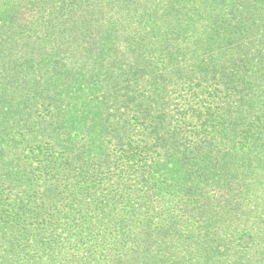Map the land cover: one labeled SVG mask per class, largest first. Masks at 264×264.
<instances>
[{
    "label": "trees",
    "instance_id": "obj_1",
    "mask_svg": "<svg viewBox=\"0 0 264 264\" xmlns=\"http://www.w3.org/2000/svg\"><path fill=\"white\" fill-rule=\"evenodd\" d=\"M0 264H264V0H0Z\"/></svg>",
    "mask_w": 264,
    "mask_h": 264
},
{
    "label": "rangeland",
    "instance_id": "obj_2",
    "mask_svg": "<svg viewBox=\"0 0 264 264\" xmlns=\"http://www.w3.org/2000/svg\"><path fill=\"white\" fill-rule=\"evenodd\" d=\"M55 4H56L55 2H54V3H51L48 7L45 6V9H44L43 11H40V13L38 14L37 18H35V22L32 24V26L35 28V31H37V32H41V30H43V27H42V25L40 24V19H39L40 16H41V14L44 13L45 18H47L48 13L52 14V12H53V19L56 18V15H55V13H54V9L52 10V8H53V6H54ZM27 15H28V19H29L30 16H31V14L28 13ZM60 21H61V20H60ZM55 25H57V23H55ZM176 179H177V178H176ZM210 194H211L212 196H214V195H215V190H214V189L211 190V191H210ZM247 206H249V196H247ZM181 214H182L181 211H179V210L176 211V216H177V217H179Z\"/></svg>",
    "mask_w": 264,
    "mask_h": 264
}]
</instances>
